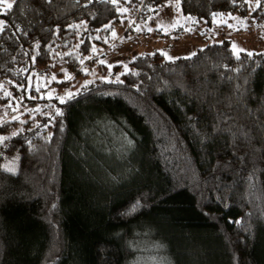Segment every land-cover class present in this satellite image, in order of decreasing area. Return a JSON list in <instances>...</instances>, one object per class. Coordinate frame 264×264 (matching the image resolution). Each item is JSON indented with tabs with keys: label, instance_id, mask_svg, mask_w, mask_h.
<instances>
[{
	"label": "trees",
	"instance_id": "trees-1",
	"mask_svg": "<svg viewBox=\"0 0 264 264\" xmlns=\"http://www.w3.org/2000/svg\"><path fill=\"white\" fill-rule=\"evenodd\" d=\"M121 1L124 15L104 0L0 5V135L18 133L0 145V264H136L153 244L170 264H264V52L237 60L229 40L190 58L155 51L120 75L101 47L140 5L145 18L169 0ZM254 2L180 0L209 25L263 20ZM94 67L107 80L85 81ZM29 77L39 92L13 86Z\"/></svg>",
	"mask_w": 264,
	"mask_h": 264
},
{
	"label": "rangeland",
	"instance_id": "rangeland-1",
	"mask_svg": "<svg viewBox=\"0 0 264 264\" xmlns=\"http://www.w3.org/2000/svg\"><path fill=\"white\" fill-rule=\"evenodd\" d=\"M8 2H13V0H8ZM175 3L176 0H171L168 7L162 6L156 12L149 13L145 18L141 17L144 5H140L130 25L115 38V43L108 45L107 48L101 47L102 53L100 55L104 54L101 59L104 61L103 64L122 63L129 65L136 56L161 50L176 59L191 57L207 44L221 43L224 40H229L231 44L235 42L238 48L246 49L254 54L264 52V19L259 20L254 17H242L234 14L231 15L235 18L229 19L228 14H224L223 20H226L227 24L232 25L233 28L227 27L220 18L215 21L213 19L212 24L209 25L204 19L200 20L191 15V20L185 19L189 15L178 13ZM119 5L120 8L129 6L124 5L121 0ZM2 7L5 8L3 5ZM136 27H140L141 31H135ZM149 28H161V30L148 31ZM237 28L240 30L236 31ZM240 54L244 53L241 52ZM86 71L89 77L85 78V81L99 76L108 77V75L104 76L98 71L97 67L89 68ZM77 90L76 88L68 91L76 93ZM57 92L56 89L52 88L46 89L43 94L49 97V94L56 96ZM25 112L27 110L20 109L16 114L6 119L11 120ZM3 118L0 110V120ZM149 246L151 250L146 247L143 248L148 252V255L139 254L136 264H170L167 259L162 257L160 250L154 244Z\"/></svg>",
	"mask_w": 264,
	"mask_h": 264
},
{
	"label": "snow or ice",
	"instance_id": "snow-or-ice-1",
	"mask_svg": "<svg viewBox=\"0 0 264 264\" xmlns=\"http://www.w3.org/2000/svg\"><path fill=\"white\" fill-rule=\"evenodd\" d=\"M48 2H50V0H48ZM104 2L111 3L115 7L116 5H118L120 3V0H104ZM124 2L125 3H132L133 0H124ZM243 2L246 3V4H249L250 3V0H243ZM170 3H171V0H169V4H164L162 6L163 7H168L170 5ZM230 3L233 5V7H238L237 0H230ZM0 5H3L6 8V10H11V9H13V6H14V4L12 2H8V0H0ZM85 6H87V5H85ZM262 6H264V0H255V2L250 5L249 11H252V10H255V9H260ZM175 8L178 11V13H180V14L183 13V9L181 8L180 0H176ZM115 10H116V12H117L118 15H123V14H125L128 11V9H126V8H116ZM150 11H155V9H150ZM223 16H224L223 13H214L213 14V19H214V21L217 18H220V20H223ZM228 17H229V19H234L235 18V17H232L231 13L228 14ZM185 19L191 20L192 18L189 15V16L185 17ZM223 23L227 27L233 28L232 25H228L227 24V21L226 20H223ZM218 26H220L219 23H218ZM4 27H6V26H0V34L3 33ZM71 27L72 26H69V28H71ZM17 30L18 31H23V29H20V28H18ZM134 30L137 31V32H139V31H141V28L140 27H136ZM147 30L148 31H153V30L160 31L161 28H156V29L149 28ZM235 30L236 31H239L240 29L237 28ZM188 31H191V29H188ZM57 34H58V30H57ZM165 34H168V33L165 32ZM111 35L113 37H115L116 34H115V32H112ZM96 39H100V37H96ZM107 42H108L107 39H104V43H107ZM36 46H37V48H39V42H37V45ZM45 47H50V46L49 45H45ZM231 49H232V51H233V53H234V55H235V57H236L237 60H240V53L241 52H243L247 57H252L254 55V53L251 52V51H248V50L242 49V48H238V46L235 44V42H233L231 44ZM92 52L93 53L96 52L95 47L92 48ZM57 55H59V54L57 53ZM66 55H67V53H66ZM151 55H156V53H152ZM160 55L161 56H164L168 60H175L176 59V58H173V57L168 56V54L165 53L163 50L160 51ZM89 58H91V57H89ZM135 59L136 58L134 57L132 63L135 62ZM98 62L101 63V64L104 63V61H98ZM32 63L33 64L35 63V59L34 58H33ZM122 66L125 69V72L124 73H121L120 75H124V74H126L128 72V65L127 64H123ZM53 67H55V65H53ZM107 67H108L109 71H111V68L113 67V65H107ZM85 74L87 75V71H85ZM65 75H66V80H71V79L74 78V77H72L71 75H69L67 73ZM51 79L52 80H55L56 77L53 76ZM102 80H107V78L104 77V78H102ZM116 80H117V82H121V81H119V76H117ZM60 82L63 83V81H60ZM13 86L16 87L18 90L25 91L26 93H30L32 91L39 92L40 91V88L42 87V85L39 84V82L33 83L32 80H31V77H29L27 84H16V85H13ZM83 87H87V85H83ZM0 88H2V85H0ZM76 94L77 93H73L71 91H67L66 95L57 96L56 99L59 101L60 104H64L67 101H69L71 99H74ZM3 96L6 97V98H11L12 93H9L7 91H4L3 92ZM28 98H35V97H32L31 95H29ZM39 98H44V97L43 96H40ZM49 98H52L50 94H49ZM17 99H20V98H17ZM21 103H22V101H21ZM9 107H12V106L9 105ZM16 110H18V109L17 108H14L13 109V111H16ZM36 111H39V109H36ZM56 115L57 116L63 115V111L62 110L57 111L56 112ZM13 119H17V118L14 117ZM5 123H6L5 121L0 120V127H4ZM20 123H24V122L23 121H20ZM17 135H18L17 132H12L11 133V136H9V135H0V145H4L6 141L10 140L12 137H15ZM128 143L130 144L131 141H128ZM17 159H18V157H17ZM5 170L9 174H11V175H15L16 174V169L13 168V167L7 168Z\"/></svg>",
	"mask_w": 264,
	"mask_h": 264
}]
</instances>
